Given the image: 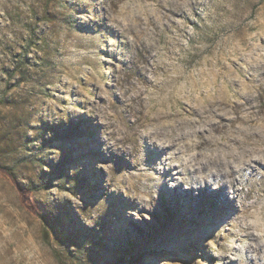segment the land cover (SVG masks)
I'll return each mask as SVG.
<instances>
[{"label": "clouds", "instance_id": "9594fccd", "mask_svg": "<svg viewBox=\"0 0 264 264\" xmlns=\"http://www.w3.org/2000/svg\"><path fill=\"white\" fill-rule=\"evenodd\" d=\"M16 3L17 0H0V24L7 22L6 13ZM27 3L31 7L24 10L22 23L45 33L47 48L41 54L46 51L53 63L41 84L22 89L20 98L27 103L20 113H0L4 117L0 119V173L8 179L0 186V197L5 202L0 216L13 229L11 238L0 237V264H29L22 254L17 255L21 234L15 219L7 213V205L24 211L27 223H31L29 211L41 217L44 210L55 215V205L67 203L83 225L94 228L108 209V196L116 194L135 204L126 210L128 217L137 222L151 221L150 213L155 210L165 183L169 189L179 187L194 195L205 188L213 192L225 189L228 201L235 203L233 185L243 176L249 183L239 185L243 189L241 198L251 192L253 199L247 207L264 210V170L252 163L259 160L264 164V133H259L254 123L257 116L264 119V43H261L264 0H156L146 5L144 11L131 0H27ZM48 13L54 14L55 19L46 21ZM172 13L196 20L199 30L180 20L177 24L183 32H177L171 24ZM161 16L162 24L168 25L179 46L164 50L166 46L162 44L152 51L145 43L147 37H166L162 24L157 23ZM37 18L44 22L37 24ZM80 25L91 30L83 31ZM211 32L227 36L230 41L235 38L234 43L222 49L227 59L222 61L219 83L232 86L234 96L241 97L245 93L235 87L234 72L238 70L247 78L253 89L247 97L251 102L245 104L244 99H237L246 110L244 121H237L240 112L237 110V115L230 117L232 124H220L213 113H225L207 95L203 97L208 102L207 110L199 111L198 115L181 114L173 108L180 100L198 108L187 98V92L181 95L176 91L174 77L181 64L187 68L189 41L200 40ZM80 33H87V38L81 39ZM21 35L30 38L27 29L11 23L0 30V41L19 43ZM200 47L206 45L201 43ZM109 57L112 61L105 64ZM230 61H235V68ZM7 62L0 45V63ZM141 71L154 82L151 89L163 92L162 96L153 94L138 78ZM185 82L191 96L206 92L199 76ZM45 89L49 91L45 93ZM145 93L152 95L155 103L168 105L162 115L145 114ZM61 109L69 115H63ZM79 116L87 117L98 127L100 151L105 156H122L131 166L118 170L113 160H98L95 168L103 173L105 191L94 203H87L83 193L76 190V179L60 177L49 187L43 178V174L51 173L44 161L59 162L62 156L59 148L44 146L43 123L67 124L70 117ZM242 123L246 124L243 132L247 139L239 134ZM34 128L42 134L43 147L51 150L36 159L24 146V137H32ZM206 131V135H197ZM46 135L50 138L52 132ZM149 149L160 153L152 163L148 162ZM36 153H40L38 147ZM37 159H43L47 170ZM80 171L71 168L68 176L74 178ZM61 178L71 182L69 190L76 193V203L57 198L50 191L57 186L68 187L56 184ZM44 192L48 193L47 198L43 197ZM87 210H91L87 215L81 214ZM225 222L232 224L227 237L216 235L219 225L203 241L211 259L197 254L189 264H264V214L234 212ZM67 246L82 254L83 264H90L87 254L90 241L82 246ZM172 262L185 264L182 259H162L159 264Z\"/></svg>", "mask_w": 264, "mask_h": 264}, {"label": "rangeland", "instance_id": "374dc122", "mask_svg": "<svg viewBox=\"0 0 264 264\" xmlns=\"http://www.w3.org/2000/svg\"><path fill=\"white\" fill-rule=\"evenodd\" d=\"M131 2L144 11L146 5L155 3L156 0H131ZM30 7L27 0H17L13 10L6 13L7 22L0 24V30L7 29L9 24L15 23L30 33V38L21 35L19 43L0 41L8 60L7 63H0V73H2L0 85H3V88L0 89V113L5 115L21 112L24 104L27 103L20 98L22 89L32 84H41L53 63L48 58L46 51L41 54L42 50L47 48L45 33L22 23L23 12ZM172 15L174 19L171 24L177 28V32H183V29L179 28L177 24V21L180 20L199 30L196 20L187 18L181 13H172ZM194 15L200 19L198 12L194 11ZM44 19L50 22L55 17L54 14L48 13ZM162 21L163 17L161 16L157 23L162 24ZM42 22L44 21L37 18V24ZM80 28L83 31L91 30L86 25H80ZM162 29L166 33V37L158 39L156 36L150 35L145 41L152 51L160 49L162 44L166 46L164 50H167L168 47L179 46L168 25L162 24ZM87 36V33H80L81 39L87 38ZM230 42L234 43L235 38L230 41L229 37L216 32L202 36L200 40L192 38L189 41L188 59L185 62L187 68L181 64L178 75L174 77L176 91L181 95L187 92V98L198 106L208 104L203 100L204 95L209 96L211 100L221 98L229 103L228 107L235 106L237 99H242V96H234L231 91L232 86L225 87L219 83L223 70L221 64L227 59L222 49L229 46ZM201 43L206 47L201 48ZM111 61L112 58L109 57L105 64ZM230 63L233 68L236 67L235 61H230ZM195 76H199L204 81L206 92L194 97L191 96L185 81L194 79ZM234 76L237 77L235 87L245 94L249 91L252 92V86L247 82V78L238 70L234 72ZM138 78L149 87L154 83L151 77H145L142 71ZM48 91L49 89H45V93ZM150 91L157 96L164 94L156 89H151V87ZM144 95L145 114L162 115L168 105L155 103L149 93ZM173 108L185 115L191 108L194 109L193 103H184L183 100L178 101ZM60 111L65 116L69 115V113H63L62 109ZM0 119H4V117L0 116ZM42 131L44 146L56 147L62 152L59 162L44 161L51 168V173L43 174L46 186L50 187L51 182L60 177H67L69 180L76 179V190L83 193L87 203H94L104 195L103 173L95 168L98 160L111 159L116 163L118 170L131 167L122 156L115 154L105 156L100 151L99 129L92 120L85 116L70 117L67 124L62 121L59 124L51 125L45 122L42 125ZM49 131L52 132V136L47 138L46 134ZM33 133L32 137H24V146L30 156L36 159L38 155L42 156L44 152L51 150L45 149L40 143L43 138L41 133L35 128ZM37 147L40 149L39 154L36 153ZM152 155L148 151L149 163L154 162ZM44 162L43 159H37V163L47 170V165ZM71 168H80L81 171L76 177H69L68 171ZM7 182L6 176L0 173V186ZM56 184H68V187L57 186L50 190L57 198L67 199L73 203L78 201L76 193L69 190L71 182L61 178ZM47 196L48 193L44 192L43 197L47 198ZM107 199L108 209L94 228L83 225L67 203L56 204L55 215L44 210L43 205L40 206L44 210L43 217L29 211L27 216L31 223H27L24 211L7 205V213L15 219L21 234L19 247L16 249L17 255L22 254L29 264H83L82 254L67 245L82 246L83 242L90 241L91 247L87 249L90 264H159L162 259H182L185 264H189V261L197 254L203 255L205 259H211L203 248V241L219 225L216 233L218 236L227 237L232 227L230 222H225L230 216L231 206L229 203H222L219 208L220 203H216L214 196L188 195L183 197L185 202L182 204V197L176 196L174 189H169L166 183L161 186L157 206L150 213L151 221L137 222L128 217L125 214L126 210L135 207V204L120 195L112 194ZM250 200L246 199V202ZM4 210L5 202L0 197V213H3ZM90 211H82L81 214L87 215ZM249 212L257 216L264 214V210L259 208H250ZM12 231L13 229L0 216V237L9 235L11 238ZM172 264H178V262H172Z\"/></svg>", "mask_w": 264, "mask_h": 264}, {"label": "bare ground", "instance_id": "6f19581e", "mask_svg": "<svg viewBox=\"0 0 264 264\" xmlns=\"http://www.w3.org/2000/svg\"><path fill=\"white\" fill-rule=\"evenodd\" d=\"M251 94V91L247 92L244 96H242V99L245 100V104L250 103L251 101L249 99H247V97ZM211 102L213 104H215L216 106H218V110L219 111H223L225 113V115H218L217 113H213L214 117L216 120L219 121L220 124L222 125H229L232 124L233 121L230 119L231 116L233 115H237V110H240L239 114L237 115V121H244L246 118L244 116V105L238 104L237 102L235 103V106H230L228 107L229 103L224 101L223 99L219 98V99H214L211 100ZM204 104V103H203ZM202 104V105H203ZM208 105V104H207ZM207 105H203V106H198V108H191L190 111H188V114L191 112L194 115H198L199 111H206L207 110ZM228 107V108H227ZM229 109H232V111H229ZM157 116H159L158 114H156ZM252 115H256L255 112L252 113ZM250 118V117H249ZM255 126L257 127V129L259 130V133H264V119H260L258 116L256 118V120L254 121ZM246 126V124L242 123L241 126V130L239 132V134L244 138L247 139V134L243 132V128ZM210 127H215L214 125H211ZM207 131L205 133H198L197 135H206ZM211 142V141H210ZM150 154L152 153V159H158L160 153L155 152L154 150L149 149ZM253 164L256 165L257 168H260L261 170H264V164H262L259 160H255L252 162ZM253 172H255V169L252 170ZM167 175V173L165 174ZM251 176V174H249ZM241 182H243L245 185H248L249 183V179L246 177H241V180L236 181V184L233 185V187L236 190V195L234 196V201H228L227 197L225 198V189H221L220 191H210L209 189L205 188V189H201L198 195H194L192 191H183L181 188H176L174 189V192L176 194V196L178 197H182V204H184L185 200H183V197L186 196H190V195H194L195 197H200V196H214L216 199V203L219 204V208L221 206L222 203H229L231 208H230V215L233 214L234 212L236 214H243L246 212L250 211V208L247 207V203L246 199H251L250 201H252L253 197L251 195V192H249L246 196H244L243 198H241L240 193L242 192V188L239 187V185L241 184ZM224 194V195H223ZM216 207H218V205H216Z\"/></svg>", "mask_w": 264, "mask_h": 264}]
</instances>
